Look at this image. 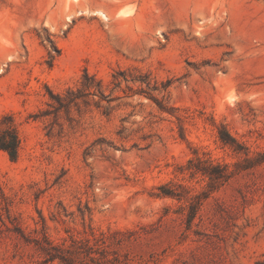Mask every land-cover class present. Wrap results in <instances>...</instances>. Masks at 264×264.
I'll return each instance as SVG.
<instances>
[{
  "label": "rangeland",
  "instance_id": "374dc122",
  "mask_svg": "<svg viewBox=\"0 0 264 264\" xmlns=\"http://www.w3.org/2000/svg\"><path fill=\"white\" fill-rule=\"evenodd\" d=\"M4 116L0 264H264V0H0Z\"/></svg>",
  "mask_w": 264,
  "mask_h": 264
},
{
  "label": "trees",
  "instance_id": "16d2710c",
  "mask_svg": "<svg viewBox=\"0 0 264 264\" xmlns=\"http://www.w3.org/2000/svg\"><path fill=\"white\" fill-rule=\"evenodd\" d=\"M83 87L86 90L91 89L92 87H95V91L100 92V82L95 80V77L93 75H89L86 71L83 72ZM96 82V86H93V82ZM75 99H77V96H75L74 98H71L69 102L74 101ZM159 108L160 109H164L163 106H161V104H159ZM7 121V122H6ZM219 139L220 141L229 147H233L235 150L238 146L237 141L235 138H233L229 132L227 131V129L225 128V126H221V129L219 130ZM18 146H19V138L16 132V128L13 125L10 116H4L2 118H0V149L2 151H4L9 159L11 161H15L17 159V155H18ZM257 158H258V163H262L264 162V152L257 154ZM189 164L192 163V160L188 161ZM210 162V161H209ZM209 168H214V169H218V168H225V166H221L219 164L216 165H212L211 163L208 164ZM202 171V170H200ZM202 174L206 173L204 171L201 172ZM230 177V175H225L223 176V179L226 180ZM161 191H162V195L164 196H173V194L171 192H167L165 191L164 187H160ZM55 257H52V259H54Z\"/></svg>",
  "mask_w": 264,
  "mask_h": 264
},
{
  "label": "bare ground",
  "instance_id": "6f19581e",
  "mask_svg": "<svg viewBox=\"0 0 264 264\" xmlns=\"http://www.w3.org/2000/svg\"><path fill=\"white\" fill-rule=\"evenodd\" d=\"M94 14H98L99 16H101L102 18L104 19H107V14L104 13L103 11H97V12H94Z\"/></svg>",
  "mask_w": 264,
  "mask_h": 264
}]
</instances>
